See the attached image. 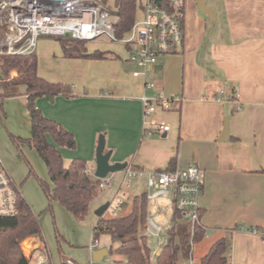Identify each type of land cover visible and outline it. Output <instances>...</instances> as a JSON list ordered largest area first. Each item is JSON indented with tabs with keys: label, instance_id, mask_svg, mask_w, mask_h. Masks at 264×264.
I'll use <instances>...</instances> for the list:
<instances>
[{
	"label": "crops",
	"instance_id": "crops-1",
	"mask_svg": "<svg viewBox=\"0 0 264 264\" xmlns=\"http://www.w3.org/2000/svg\"><path fill=\"white\" fill-rule=\"evenodd\" d=\"M205 4L214 19L198 8L197 0H185L183 45L150 66L131 61L128 47L122 43L96 46L93 51L108 52L103 59L66 58L57 51L59 74L42 73L41 77L68 84L70 92L56 94L51 100L46 95L38 97L36 105L73 136V146L59 147L64 166L73 158H83L92 177L100 136L104 151L110 153L109 162L131 165L144 181L156 169L197 165L203 182L200 223L207 237L213 236L214 241L223 236L227 247L230 237L229 264H264V0H206ZM45 44L47 41L37 40L36 49L43 50ZM39 70L38 61L40 76ZM0 94V116L4 104L10 131L14 136L29 137L23 87L5 86ZM144 95L172 99L170 109L157 108L151 115L168 125L166 132L158 133L146 122ZM17 113L20 120L8 124L10 114ZM225 116L227 139L220 140ZM173 156L175 162L169 164ZM8 157L0 143L1 163L17 184L22 175ZM123 192L126 195L127 190ZM143 192L146 185L134 192L133 199ZM19 193L26 200L20 189ZM94 199L89 206L96 216L91 229L107 213H96L107 202L93 204ZM147 214V220L154 214L163 220L148 203ZM118 245L119 241L101 234L95 243L91 239L88 248H106L110 254L109 249ZM112 258L124 260L116 254Z\"/></svg>",
	"mask_w": 264,
	"mask_h": 264
},
{
	"label": "trees",
	"instance_id": "trees-1",
	"mask_svg": "<svg viewBox=\"0 0 264 264\" xmlns=\"http://www.w3.org/2000/svg\"><path fill=\"white\" fill-rule=\"evenodd\" d=\"M106 4L105 0H100ZM162 7H169V0H154ZM106 6V5H105ZM143 0H114L110 14L117 18L113 24L117 40L126 37L134 22L136 12L142 11ZM62 54L66 58H107L108 52L95 50L88 52L84 40L70 36H54ZM38 59L35 54H0V76L6 86L23 87L26 94L27 109L30 117V135L21 138L12 135L15 143L24 142L34 148L44 162L51 186L37 178L48 201L58 202L76 221H82L88 214L91 201L100 190V179L92 177L86 171V161L76 157L68 166H64L59 147L73 146L72 134L58 122L46 117L36 105L41 96L68 94L70 86L62 82H51L37 74ZM15 75H11L12 72ZM0 98L3 95L0 94ZM52 139V142L47 137ZM175 162V156L169 164ZM173 169L171 166L166 170ZM31 171V167L29 166ZM17 213L13 216H0V264H26L20 242L28 236L41 238V225L38 214L34 213L23 198L17 195ZM147 199L143 192L135 196L130 212L120 216L101 217L92 229V242L101 234H108L112 241H119L110 254L124 257L113 260L111 264H151V249L147 245V236L143 233L147 223ZM173 225L166 230L167 242L154 258V264H181L191 255L192 246L204 238L205 228L195 223L191 226L182 220L179 212L172 215ZM59 238L60 235L58 234ZM42 239V238H41ZM199 264H229L225 237L215 239Z\"/></svg>",
	"mask_w": 264,
	"mask_h": 264
},
{
	"label": "built area",
	"instance_id": "built-area-1",
	"mask_svg": "<svg viewBox=\"0 0 264 264\" xmlns=\"http://www.w3.org/2000/svg\"><path fill=\"white\" fill-rule=\"evenodd\" d=\"M184 3L185 0H169V7H162L154 0H144L141 20L135 21L129 34L117 40L113 24L117 18L110 14L100 0H0V54H33L40 36H70L84 41L106 35L128 47V58L140 67L153 65L159 57L174 52L184 42ZM153 87V83H146ZM143 115L146 122L156 127V132H166L168 125L151 118L157 108L168 110L172 99L159 96H142ZM124 177L109 202L108 209L115 213L121 209L124 186L139 172L131 165L123 168ZM105 179V178H104ZM100 179V187L110 181ZM203 192V182L199 167L189 164L171 170L156 169L147 173L146 199L155 201L160 196H168L171 201L172 215L179 212L182 220L193 226L200 224L199 198ZM18 185L3 167L0 160V216H13L17 213ZM156 212L163 215L166 205L153 202ZM171 215V227L173 225ZM168 227V228H169ZM167 228V229H168ZM166 229V230H167ZM163 227L153 219H148L143 232L159 238ZM208 233L204 232V237ZM33 240L37 243L32 245ZM161 239L157 249H162ZM26 264H51L45 243L40 238L28 236L20 242ZM157 249L150 256H156ZM67 263H71L67 259Z\"/></svg>",
	"mask_w": 264,
	"mask_h": 264
},
{
	"label": "rangeland",
	"instance_id": "rangeland-1",
	"mask_svg": "<svg viewBox=\"0 0 264 264\" xmlns=\"http://www.w3.org/2000/svg\"><path fill=\"white\" fill-rule=\"evenodd\" d=\"M144 1V0H143ZM106 8L112 10L114 8V0H105ZM143 14L141 11L136 12V21L141 20ZM47 41L45 48L43 50L34 49L33 54L36 55L39 61V74H59L58 71V55L57 51L61 53V48L54 36L43 35L38 38ZM121 46L122 44L118 41L111 40L106 35H101L93 40L85 42L87 50H94V48H101L107 46ZM1 73V72H0ZM11 75H15L13 71ZM46 78V77H45ZM5 82L0 76V92L5 89ZM1 102V101H0ZM2 104V115L0 116V143L1 148L8 158L12 160V163L16 165L17 171L21 173L22 177L17 182L20 192L24 195L28 203L32 208L39 214L40 225H41V238L45 243V246L50 255L51 264H111L112 254H107L100 261H94L92 259L93 250H89L88 246L91 243V227L95 221V214L93 211H88L87 216L82 221H76L71 214L62 207L58 202H52L51 207H48V201L42 190L38 179H42L48 186H51L49 180L48 172L44 162L38 156L36 150L26 143H15L12 140V135L14 133L10 131V126L7 125L6 121V108ZM10 121L8 124L13 125L12 121L20 120V115L17 113L10 114ZM2 150V149H1ZM4 157V156H3ZM31 167V171L29 170ZM95 168V167H94ZM124 171L109 173L104 180L110 181L109 185L100 187L99 193L95 197V204L99 201L109 202L115 197L116 189L121 186L123 181ZM146 180L144 181L141 177H135L131 179V182L128 186H124V189L127 190L125 197L123 198L121 209L117 212L111 214V209H107L106 217L116 216L123 214L124 210L127 208H132V200L134 192L139 193L145 187ZM164 202L166 205V212L162 215L163 220H159L154 214V221L160 224L163 227V231L160 233L159 238L147 236V245L154 251L157 249V242L161 239V242L164 243L167 238L166 229L171 225V201L168 196H160L155 201H148L149 206L153 211L156 205L153 202L159 204V202ZM92 204V206H93ZM110 213V214H109ZM144 233V232H143ZM60 235V238L58 236ZM36 237V236H35ZM105 238H103L104 240ZM228 247H227V256H230V237L227 238ZM213 241V236L204 238L199 243H194L192 246L191 255L187 260L181 264H199V256L204 251L207 245L211 244ZM32 245L37 243V240H33ZM115 258V255H113ZM112 258V259H113ZM155 254L151 258V264H154ZM67 259H71L72 263H67Z\"/></svg>",
	"mask_w": 264,
	"mask_h": 264
},
{
	"label": "water",
	"instance_id": "water-1",
	"mask_svg": "<svg viewBox=\"0 0 264 264\" xmlns=\"http://www.w3.org/2000/svg\"><path fill=\"white\" fill-rule=\"evenodd\" d=\"M206 0H197L198 8L208 15L211 19H214L213 11L206 6ZM68 36V35H67ZM48 98L51 100L52 96L48 95ZM228 134V117L225 116L223 119V128L220 135V140H226ZM109 151H104V140L103 137L100 136L97 147H96V155H95V170L94 176L97 179H104L109 173L117 172L122 170L126 164L125 163H110L109 162ZM108 203L101 205L96 213L101 216L105 210L108 209ZM108 254L106 248H99L92 252V259L94 261L100 262L105 255Z\"/></svg>",
	"mask_w": 264,
	"mask_h": 264
}]
</instances>
